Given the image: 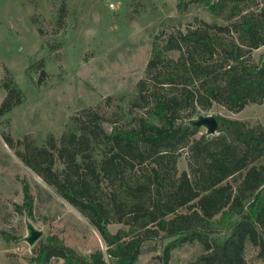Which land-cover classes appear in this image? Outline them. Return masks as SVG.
<instances>
[{
  "label": "trees",
  "instance_id": "trees-1",
  "mask_svg": "<svg viewBox=\"0 0 264 264\" xmlns=\"http://www.w3.org/2000/svg\"><path fill=\"white\" fill-rule=\"evenodd\" d=\"M191 4L208 6L215 15L230 9V24L210 26L197 19L202 27L179 32L164 45L153 42L151 92L145 93L149 82L142 81L137 95L140 101L151 99L147 118L133 128L105 132L94 124L101 120L98 112L84 110L83 117L99 130H87L78 118L82 127L65 135L57 148L62 171L54 169L48 148L20 154L100 232L111 264H137L152 239L168 240L166 262L184 245L199 244L192 264H248L250 243L264 264V126L217 116V133L198 138L199 126L187 121L200 113L198 108L221 104L239 111L264 101V65L246 58L264 45V0H178V12L185 14ZM65 17L63 7L60 20ZM174 49L184 50L180 59L167 58ZM20 95L10 89L0 116L22 102ZM92 142L102 145L101 160L93 157ZM50 145L56 148L54 142ZM183 148L189 150L191 173L174 175L167 169L176 166ZM135 168L139 172H127ZM102 179L115 184L106 198L98 194ZM29 193L26 187L32 203ZM111 223L126 228L112 233ZM52 257L65 264H109L102 250L85 257L57 235L41 242L38 263L47 264Z\"/></svg>",
  "mask_w": 264,
  "mask_h": 264
},
{
  "label": "rangeland",
  "instance_id": "rangeland-1",
  "mask_svg": "<svg viewBox=\"0 0 264 264\" xmlns=\"http://www.w3.org/2000/svg\"><path fill=\"white\" fill-rule=\"evenodd\" d=\"M177 3L178 0H0V109L10 89L16 88L22 98L21 103L0 116V264H39L41 242L55 235L85 257L102 250L111 264L100 232L27 166L20 154L33 147L48 148L54 154V169L62 171L65 164L57 148L65 135L82 127L78 118L88 126L87 130H99L83 117L84 110L98 112L101 120L94 124H100L105 132L114 127L130 129L141 117L147 118L151 99L140 101L137 95L142 81L150 85L145 93L149 96L151 92L148 63L153 58V42L164 45L179 32L202 27L197 19L210 26L230 24V9L215 15L208 6L191 4L185 14H180ZM63 7L66 17L61 21ZM183 54L184 50L174 49L167 52V58L180 59ZM246 58L262 64L264 45L253 49ZM42 72L45 75L41 80ZM13 95L15 100L16 93ZM10 101L14 103L12 98ZM198 109L200 113L187 121L213 115L264 126V101L239 111L221 104L209 110ZM196 136L213 135L208 134L206 126H200ZM52 142L56 148L51 147ZM90 147L93 157L101 160L102 145L92 142ZM168 167L174 175L191 173L188 148L181 149L175 167ZM139 170L127 172L133 175ZM26 187L32 203L26 198ZM114 187L109 179H102L98 194L106 198ZM32 228L42 231L34 244L28 241ZM108 228L116 233L126 227L111 223ZM167 242H146L137 264H192L201 250L199 244L184 245L166 262L163 248ZM256 254L257 250L248 243V264H263ZM47 264L65 263L62 258L52 257Z\"/></svg>",
  "mask_w": 264,
  "mask_h": 264
},
{
  "label": "water",
  "instance_id": "water-1",
  "mask_svg": "<svg viewBox=\"0 0 264 264\" xmlns=\"http://www.w3.org/2000/svg\"><path fill=\"white\" fill-rule=\"evenodd\" d=\"M264 65V62L262 63ZM196 126H206L208 128V134L214 135L218 131V120L213 115L201 116L189 121ZM42 235V231L35 228L31 229V235L28 238L30 244H34Z\"/></svg>",
  "mask_w": 264,
  "mask_h": 264
},
{
  "label": "built area",
  "instance_id": "built-area-1",
  "mask_svg": "<svg viewBox=\"0 0 264 264\" xmlns=\"http://www.w3.org/2000/svg\"><path fill=\"white\" fill-rule=\"evenodd\" d=\"M111 7H114V4L111 3Z\"/></svg>",
  "mask_w": 264,
  "mask_h": 264
}]
</instances>
